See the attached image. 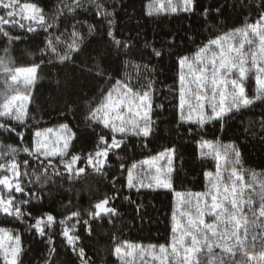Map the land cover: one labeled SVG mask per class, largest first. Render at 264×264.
<instances>
[{"label":"snow or ice","instance_id":"6c2138e0","mask_svg":"<svg viewBox=\"0 0 264 264\" xmlns=\"http://www.w3.org/2000/svg\"><path fill=\"white\" fill-rule=\"evenodd\" d=\"M86 6L94 8L95 15L107 22L106 35L118 54L121 49L131 48L130 40L115 35L114 12L109 11L110 6L103 0H60L57 11L51 17L30 0H0V42L3 43L0 47V80L4 86L0 90V129L14 133L15 125H24L29 118L30 89L38 79L40 68L39 64L28 67L15 65L12 45L22 39L15 30L33 33L43 29L47 33L57 26L62 17ZM199 6L198 0H150L145 14H194ZM227 7L236 6H206L200 15L207 18L215 12L223 16ZM85 25L86 34L82 31ZM96 30L94 24L77 21L59 35L50 34L41 49L42 54L49 56V65L71 63L82 76L87 74L104 81L98 100L91 102L95 106L90 105L85 117L88 127L101 128L96 133L92 149L86 153L72 150L78 136L68 123L35 131L29 146L20 148L8 144L0 148V214L21 221L31 217L34 222L29 228L37 236L48 237L49 253L55 252L51 231L59 224V235L81 264L93 262L81 246L77 225L82 223L91 235L92 221L108 218L111 223L112 218L120 215L118 209L112 206L116 197L105 195L91 204L86 211L87 219L80 211H71L57 221L49 212L32 215L30 205L39 198L32 188L48 185L55 177L65 174L69 179L87 175L89 170L105 175L106 169L111 167L110 154L122 150L130 138L143 140L142 146L148 147L147 141L157 123L154 118L156 110L164 108L163 104L155 102V68L149 64L122 61L124 71L119 77H114L104 68L107 54L97 52L76 64L77 55L84 51L86 36ZM168 43L174 46L173 41ZM152 53L155 57L162 56V52L155 48ZM175 63L176 84L169 90L176 98L177 124L180 126L195 124L203 129L206 124L214 120L223 121L230 113L252 107L258 101L264 103V0H260L259 11L254 18L245 17L240 26L219 31L198 45L191 54L178 55ZM249 79L255 82L253 95L246 90ZM189 131H192L191 127ZM17 135L23 139V133ZM200 147L209 149L202 155L216 160V171L204 173L206 185L203 192L174 191L172 165L175 148H165L130 165L119 164L121 172L127 173L124 185L127 189H134L137 193L145 188L167 189L174 195L169 240L159 245H144L118 241L113 235L111 254L119 264H264V172L245 169L240 150L235 145L202 141ZM21 151L32 161H37L38 165L33 168L28 159L22 163L18 161L16 157ZM161 161L166 163L161 164ZM29 168L33 170L27 171ZM25 177L29 178L28 184L24 182ZM146 177L150 179L146 181ZM113 181L115 188L118 181L115 177ZM124 199L130 204L135 203L129 196ZM140 207L137 205V212ZM73 220L75 223H70ZM23 254L21 236L0 227L2 264H23ZM47 260L48 257H45V264Z\"/></svg>","mask_w":264,"mask_h":264},{"label":"trees","instance_id":"16d2710c","mask_svg":"<svg viewBox=\"0 0 264 264\" xmlns=\"http://www.w3.org/2000/svg\"><path fill=\"white\" fill-rule=\"evenodd\" d=\"M37 3L51 17L56 11L60 0H30ZM109 5V11L114 12L115 23L113 30L117 38L130 40V49H121L119 54L111 46L106 35L107 22L95 15V9L88 6L78 9L69 16L62 17L57 26L46 33L39 29L33 33L20 32L22 39L12 45V57L18 67H28L39 64L38 79L30 89L31 102L28 105L29 118L24 125H15L16 132L9 133L0 129V148L11 144L23 148L31 144L33 133L47 127H54L59 123H68L77 132L78 139L74 143V152H88L92 149L96 133L101 131L99 126L88 127L87 116L93 100H98L99 90L104 84L98 78L81 75L73 64L49 65V56L42 54L45 40L65 32V28L77 21L87 22L96 26V32L86 36L84 51L77 55L76 64H80L89 56L97 52L107 54L103 61L104 68L114 77H119L124 71L122 61L131 60L136 63L149 64L155 68L153 79L156 81L157 97L155 102L163 104V109H157L155 119L157 123L148 147H143V140L130 138L127 146L110 154L106 174L101 176L89 170L87 175L69 179L67 174L55 177L48 185H37L32 191L37 192L38 199L30 205L32 215L44 212L53 214L57 221L71 211H80L87 219L86 211L91 204L105 195L115 196L112 206L120 213L118 217L95 220L91 222L92 234L88 235L84 225H77L81 236V246L84 247L93 264H119L111 254L112 237L144 245L166 243L170 238V221L174 206L173 191L167 189H141L137 193L129 190L125 185L126 172H121L119 164L130 165L134 161H141L165 148H175L176 154L172 167L173 189L175 192H203L206 179L204 173L216 171V160L212 156H204L205 149H200L202 141L216 142L223 145H235L241 153V160L245 169L264 172V103L257 102L254 106L243 108L230 113L223 121L214 120L204 126L177 124V109L175 95L169 90L176 84V58L178 55H189L195 48L221 30H228L233 26H240L245 17H255L259 11L260 0H198L194 14L178 13L172 15L145 14L146 5L150 0H103ZM222 4L235 5L227 7L223 16L215 12L207 18L200 15L203 7H218ZM245 5L249 7H244ZM87 33V26L82 28ZM173 45H169V41ZM151 45V47H149ZM3 43L0 42V47ZM162 52L161 57H155L152 49ZM126 53V54H125ZM44 63H41V61ZM91 63V61H88ZM119 69V71H117ZM0 80V90H3ZM255 83L249 79L246 90L249 95L254 94ZM63 113V115H61ZM191 127L192 131H189ZM17 133H23V139ZM119 157L120 159H118ZM21 163L28 159L33 168L38 165L23 151L17 155ZM82 166V165H81ZM33 168L27 169L31 172ZM51 175V170H49ZM113 177L116 178L113 188ZM25 184L29 178H24ZM39 189V190H38ZM131 197L135 203L130 204L124 199ZM20 198V197H18ZM140 205V211H136ZM31 217L26 221L17 220L0 214V227L11 230L21 236L24 254L23 264H81L78 257L65 244L59 235L60 226L55 225L51 231L54 253H49L48 237L35 235L29 228L33 223ZM70 223H75V220ZM2 264V261H0Z\"/></svg>","mask_w":264,"mask_h":264},{"label":"rangeland","instance_id":"374dc122","mask_svg":"<svg viewBox=\"0 0 264 264\" xmlns=\"http://www.w3.org/2000/svg\"><path fill=\"white\" fill-rule=\"evenodd\" d=\"M255 83V82H254ZM200 147V146H199ZM200 149H205V151L206 152H209V149L208 148H201L200 147ZM161 164H165L166 163V161H161L160 162ZM148 179H150V177H146V181L148 180ZM145 189H147V188H145ZM132 258H129V260H131ZM137 260H138V257H137Z\"/></svg>","mask_w":264,"mask_h":264}]
</instances>
